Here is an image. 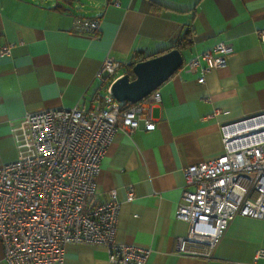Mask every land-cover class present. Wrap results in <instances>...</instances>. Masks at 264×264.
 I'll return each instance as SVG.
<instances>
[{
  "label": "crops",
  "instance_id": "1",
  "mask_svg": "<svg viewBox=\"0 0 264 264\" xmlns=\"http://www.w3.org/2000/svg\"><path fill=\"white\" fill-rule=\"evenodd\" d=\"M79 14L99 17L95 36L72 30ZM188 29L184 60L220 41L233 53L203 82L198 71L178 69L158 87L155 127L115 134L96 192L105 199L116 189V240L149 249L145 264H263L253 256L264 248V219L234 217L214 257L204 260L178 252L188 225L174 209L183 168L222 152L220 125L264 113V0H0V46L17 43L11 55L0 54V165L17 158L12 122L28 111L88 108L103 91L94 75L106 55L125 62L156 55ZM53 264L113 263L103 246L68 243Z\"/></svg>",
  "mask_w": 264,
  "mask_h": 264
},
{
  "label": "built area",
  "instance_id": "2",
  "mask_svg": "<svg viewBox=\"0 0 264 264\" xmlns=\"http://www.w3.org/2000/svg\"><path fill=\"white\" fill-rule=\"evenodd\" d=\"M115 5L119 2L115 1ZM98 16L79 14L72 30L95 36ZM264 41V31H258ZM16 42L0 46L11 55ZM233 53L220 41L184 60L179 69H211ZM129 62L106 55L94 78L103 88L88 108L59 107L26 112L11 124L17 158L0 165V241L6 264H53L64 259L68 243L100 245L113 264H145L149 249L116 240L120 207L116 189L100 199L96 177L115 134L153 129L158 88L123 107L110 90ZM201 117L202 120L215 115ZM223 150L183 168L184 186L174 217L188 225L179 238L180 254L209 260L237 215L264 219V113L220 125ZM133 195L131 187L127 192ZM263 260L264 248L253 260Z\"/></svg>",
  "mask_w": 264,
  "mask_h": 264
},
{
  "label": "water",
  "instance_id": "3",
  "mask_svg": "<svg viewBox=\"0 0 264 264\" xmlns=\"http://www.w3.org/2000/svg\"><path fill=\"white\" fill-rule=\"evenodd\" d=\"M184 57L178 48L136 61L131 68L133 77L124 73L110 85L112 95L120 102L134 103L158 88L182 65Z\"/></svg>",
  "mask_w": 264,
  "mask_h": 264
},
{
  "label": "trees",
  "instance_id": "4",
  "mask_svg": "<svg viewBox=\"0 0 264 264\" xmlns=\"http://www.w3.org/2000/svg\"><path fill=\"white\" fill-rule=\"evenodd\" d=\"M189 35H190V30L188 29V30L184 31L183 36L181 38L179 37L178 39H176V41L170 47L157 52L156 55L164 53V52L168 51L171 48H178V49L182 50L188 43V36ZM151 56H154V54L153 55H147V56L145 55L143 57L141 56V57H139V60L146 59V58L151 57ZM136 61H138V60L135 58V59H132L128 63L127 73H129L131 75V77H133L131 68H132V65ZM121 104H122L123 107H128L131 103H129L128 101H124Z\"/></svg>",
  "mask_w": 264,
  "mask_h": 264
}]
</instances>
